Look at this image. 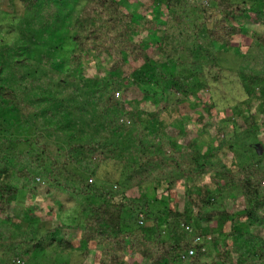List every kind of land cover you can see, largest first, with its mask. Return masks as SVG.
Here are the masks:
<instances>
[{
    "label": "trees",
    "instance_id": "1",
    "mask_svg": "<svg viewBox=\"0 0 264 264\" xmlns=\"http://www.w3.org/2000/svg\"><path fill=\"white\" fill-rule=\"evenodd\" d=\"M43 1L0 0V10L8 9L5 14L21 11L14 37L5 45L0 42V244L5 252L15 249V242L9 243L19 193L35 197L46 187L47 193H64L72 207L63 217L51 215L52 221L63 222L46 234L36 235L39 228L31 221L27 233L16 239L19 249L49 240L54 251L78 249L84 259L99 251L98 264H264V235L259 233L264 232V139L259 135L264 122L251 110L255 104L264 114V0H193L194 49L187 61L177 59L186 37L179 13L185 0H159L160 7L149 0L153 17L125 10L122 0H81L76 10L79 0H50L48 13L36 10ZM74 14L69 32L68 19ZM254 21L259 30L251 33L247 24ZM159 24L166 31L146 41L142 35ZM60 34L72 44L66 57L64 45L56 43ZM244 34L250 36L245 52L234 47L236 36ZM208 44L239 51L241 63L233 76L248 112L236 106L233 117L221 119L231 126L217 127L216 143L203 146L201 136L191 139L183 121L170 134L160 117L178 110L190 120L194 109L201 125L220 117L214 100L206 99L198 109L200 92L186 85L188 70L193 79L206 70L214 74L213 82L221 76L219 61L205 65L204 56L212 53ZM159 54L169 67L177 59L176 70L165 68ZM87 56L104 63L105 77L87 74ZM31 60L38 63L35 70ZM166 71L177 74L171 87ZM206 82L203 88L210 87ZM153 84L167 95L154 104L149 100ZM147 130L152 144L141 138ZM179 136L184 144H177ZM113 137L127 142L131 137L132 150L117 158ZM234 138L237 144L246 140L253 157L233 158L236 167L231 168L220 154L233 149ZM115 159L127 165L122 174L126 182L119 188V174L113 183L94 181L102 165ZM198 177L204 181L196 183ZM124 185L141 187L139 195H123ZM143 187L167 196H149ZM232 187L240 197H234L233 205L216 207L214 193ZM212 220L215 227L206 223Z\"/></svg>",
    "mask_w": 264,
    "mask_h": 264
},
{
    "label": "rangeland",
    "instance_id": "2",
    "mask_svg": "<svg viewBox=\"0 0 264 264\" xmlns=\"http://www.w3.org/2000/svg\"><path fill=\"white\" fill-rule=\"evenodd\" d=\"M137 1L138 0H122L124 9L127 11H133V13H136V14H138L139 12L141 13L145 12L150 17H153L156 15L155 11L152 9V6L149 4L150 3L149 0H141V3H143V5L139 4ZM184 2L185 4L180 8L179 13L182 16V20L184 22L183 27L186 26L185 28H183L186 30L185 31L186 37H184V39L180 43L181 45H184V49L178 50L179 53L177 55V59L181 58L184 61H187L193 58L191 55V51L194 49V42H193L192 34H193V25H194L193 22L196 19V16H195V13L193 12V0H185ZM80 3H81V0H79L76 5L74 4L73 9L74 10L78 9L80 6ZM154 6L160 7L159 0L156 1ZM51 7H52V4L50 3V0H45L42 3H39L37 5L36 10L48 13V11H52ZM7 10L8 9L5 7L1 8L0 10V42L3 43L2 45L7 44L9 42L8 39L11 37H14L15 32L17 30L13 26H15L17 23L16 18L20 17L21 15L20 14L21 11L18 10L17 8L15 10V15L5 14L4 11H7ZM25 12H26V15H30V16L36 15V13L32 11L31 12L25 11ZM161 16H163L165 19L166 17L165 12H163ZM75 18H76V14H74L68 19V23H70V28L68 29L69 32L73 30V27L75 25ZM14 21L16 22L13 23ZM11 23H13L12 26H11ZM164 27H165L164 25L159 24L156 30H154L153 32H148V33L146 32L142 35V37L145 38L146 41H151L156 34L160 35L161 31H166ZM247 27H248V31L253 33L256 30H259V23L254 21L252 23H248ZM58 30L60 31V29ZM64 32L65 30L63 28L61 33L63 34ZM171 33H172L171 30H169V34ZM62 34L59 35V38L57 39L56 43L64 45L65 51H63L62 55L66 57L67 56V53H65L66 48L72 44L69 42L68 38H66ZM249 38L250 36H247L246 34H244L243 36H236L235 41H234V45H235L234 47L235 48L240 47L242 51L245 52L248 49V45L250 44ZM14 39L16 40V36ZM17 41L19 42V40ZM207 47L212 53L208 56L203 55L205 59L204 61L205 65L208 68L210 66L209 64L213 63V65H215L216 60L217 62L219 61L220 67H218V69H221V76L219 78H216V81L213 82L211 80V77L214 74L212 73L210 75V73L206 70L203 74H199L198 77L196 78L194 77L195 79H193L191 70H188L187 73H185V75L188 76L186 85L192 91L195 90V91L200 92L199 97L202 102L200 103L198 109H201L202 107H204L203 102L206 99H210V101L214 100L215 101L214 108L216 111L218 110L220 111V114H221L220 117L219 116L214 117L217 120H214L211 122L208 121L206 125H201L200 122L197 121V119H195V117H198L197 115L199 113L195 111V109L193 110L192 113L189 112L193 117V119H190V120H187V118H184V116H181L178 110L176 111L173 110L171 113L170 112L163 113L161 114V117H160L161 119H163L166 125H169L168 131L170 134H172L170 132V129L176 126H179L177 125L179 121H183L184 126L186 128H189L191 139H199L201 136L202 137L201 145L203 146L209 145L208 144L209 142L211 143L215 142L213 139L214 138L213 136L215 135L217 127H220L221 125H223V123L224 125L231 126V123L229 124L228 122H225V121L221 122V119H223L227 115L233 117L234 109H236V106L240 105V107L244 109L245 113L248 112V110L246 109V107L243 105V102H242L245 96H242L240 94L238 82L236 78L233 76V71H235L240 66V63H241V56H240L239 51L238 52L237 50L234 51L232 49H229L228 47H225L219 44H216V45L208 44ZM159 57L163 59L165 56L159 54ZM86 59L87 61H85V63L87 64V74L88 75L93 76V75L99 74L98 77L106 76V73L104 72V67H105L104 63L101 64L100 60L97 59L95 56H92V57L87 56ZM177 59L170 60L172 61L170 67L168 65H165V58L160 62L163 63V66L165 68H169L170 70H176ZM31 62L34 64L31 70H35L38 67L37 66L38 63H36L34 60H31ZM177 70L179 69L177 68ZM129 71L130 69H126L125 73L128 74ZM167 73L170 75V77L168 78L169 81L166 83V85L167 87H171L173 82L176 79L175 76L177 74H173L170 72H167ZM180 74H183V73H180ZM161 76H162V73H159L158 78ZM205 80H207L210 87L203 88L202 84L203 82L205 83ZM45 81L47 82L46 78H45ZM83 84H86V83L83 82ZM162 89H163L162 86L153 84L152 90L154 92L150 93V97H149L150 102H153L154 104L156 103V99L158 97L167 96L166 94L162 95ZM175 94L177 95V97H181L183 95L182 93L179 94L178 92H175ZM191 100L194 102L195 98H191ZM197 103H199V101ZM148 108L153 109V106L149 105ZM251 110L256 113L258 121L264 122V116H263L264 114H261V112L258 110V106H255V104H253ZM183 114L184 115L187 114L186 110L184 111ZM205 116L207 119L211 118V117H208L207 114H205ZM174 130L175 129H173V131ZM149 131L150 130L145 131L143 133V136H141V138L145 141H148L150 144H152L154 139L149 134ZM150 133L152 132L150 131ZM259 135L260 137H262V139H264L263 130L260 131ZM177 138L179 140V143L177 141V144H182V143L184 144L183 137L179 136ZM128 141L129 142H127V140L124 141L122 139H116V137H113L114 143L112 144V148L114 151H117V158L120 156H124L126 153H128L129 149L132 147L131 137L128 139ZM236 142L237 141L235 138L232 139L231 145H233L232 146L233 149L226 148V151L220 154V158L222 159V161L225 162L227 166L231 168L236 167L235 164L232 162L233 158L236 160L245 159L248 161L253 157L252 156L253 153L251 149L249 147L246 148L245 146L246 140H243L242 143H240L241 145L237 144ZM254 146L256 150L258 151V153L263 152L262 147L260 146L259 143H255ZM120 160L121 159H119V161ZM240 163H243V161ZM124 166H127V165L123 164V162L118 163L117 159H115V163L113 162L104 163L102 167L100 168L97 177H94L93 180L96 181L97 179L99 180V182L100 180H102L103 183H113L116 179L115 175L119 174L121 176L120 183H119V188H120V185L122 186V184L126 182V180H124L123 175H122L126 171V167L124 168ZM203 181L199 179L198 177L196 183H201ZM45 188L46 187H41L42 190L38 192V195H36L35 197L30 196L28 198L27 192L25 190L19 193L18 200H17L18 202L16 203V207H15L16 209L13 212L14 224L12 225V227L14 230V234L12 238L10 239L11 243H9V246H10L13 242H15V249L13 250L17 252L14 254L13 253L14 251L13 250L9 251V249L5 252V246L3 244H0V264H98L99 251H92L88 255V257L84 259L80 255V250L78 249H75V250L69 249L67 250V252L54 251L53 246L55 244H49V240L45 241L44 245L40 247H32V248H31V245L24 243L23 245L24 247L21 246V248L19 249L20 244L16 243L17 241L16 239L23 233L25 234L27 233L26 230L30 227L29 223H31V221L35 222L36 226L39 228L40 233L36 235L40 236L41 234H46L47 230H49L53 226H56L57 224H59V222H63L61 221V219L52 221L51 215L53 216L55 212V214L61 213V217H63L62 214L68 215L67 210L71 209L72 207V204L67 202L68 197L64 193L56 192V191H53L52 193H47ZM139 188L141 187H136V188L132 187L131 189H129L128 187H125L124 185L123 189L125 191H121V192L125 196L136 198L140 192ZM143 190H145V192L149 196H152V197L155 196L156 194V192H153L151 188L146 189L145 187H143L142 191ZM182 192L183 190L179 191L180 197H182ZM240 194H241L240 190L235 187L216 191L214 193L216 197L214 204L216 207H219V205H222V204L224 206H229V204L232 202V205H233L235 203V200H237V199H234V197L238 198L240 197L239 196ZM156 196L159 198H163V197H166L167 194L166 192H163L162 190H160L156 194ZM35 206H37L38 208H41L42 210L40 209L36 210ZM159 216L161 217L162 215L160 214ZM213 222H214L213 220L209 222L206 221V223L211 224L212 227H215L213 225ZM149 223H150V220H149ZM1 225L2 223H0V226ZM194 226L192 228H194ZM225 231L227 232L228 228ZM259 233L264 235V232L262 231H259ZM27 237L28 239L30 238V240H32L33 235L27 234ZM213 238L211 237L210 239L209 237L208 241L209 239L210 241H212ZM227 240H228L227 241L228 243L232 242V238H229ZM207 242L205 241L204 243H207ZM27 247H29V251L26 250ZM23 251H25L24 256H23V253H21ZM133 258L130 261H133ZM143 264H146V263L143 262Z\"/></svg>",
    "mask_w": 264,
    "mask_h": 264
}]
</instances>
